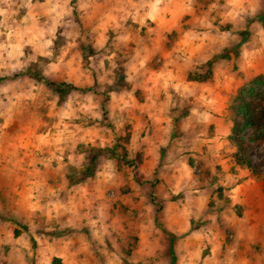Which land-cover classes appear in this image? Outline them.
<instances>
[{
    "label": "rangeland",
    "instance_id": "374dc122",
    "mask_svg": "<svg viewBox=\"0 0 264 264\" xmlns=\"http://www.w3.org/2000/svg\"><path fill=\"white\" fill-rule=\"evenodd\" d=\"M72 2L75 4L76 0ZM170 7L177 11L178 22L174 33L183 38L184 32L191 31L195 39L186 47L180 45L177 51L166 46L164 41L157 43L145 40L148 47L162 59L177 60L181 78L187 75V79L192 81L190 88L193 95L184 100L175 98L177 107L173 112L177 114V118L174 123L179 125L183 119L188 134L178 139L177 132L172 131L169 158L175 163L180 160L181 154L187 155L190 149L200 166L199 174L194 177L200 182L198 186H206L212 196L216 195L212 185L217 181L226 183L228 187L222 189V195L216 202V222L205 221V227L198 237L181 239L179 243L172 240L168 242V247L174 256L185 257V264H188L187 254L190 252L193 255L202 253L199 258L192 259V264H264V140L251 141L253 131L244 130L240 136L245 140L244 156L250 160V166L247 167L240 161L237 163L236 158L240 152L239 147L228 139L231 123L227 111L231 100L242 89L255 87L254 92H263L262 86L252 83L257 76L264 75V0H175ZM224 49L225 58L205 64V61H211L214 55ZM77 51L72 49L69 57ZM79 55L84 60L82 67L76 71L72 69L77 68L79 56L71 68L64 66L60 72L50 71L49 76H43L47 62L41 57V68L32 64L28 71L18 74L15 90L26 92L35 84L38 94L35 102L26 106L24 116L17 119L18 127L6 129L0 135V205L6 211L19 198L17 193L24 188L26 173L15 167L16 160L23 158V167H27L33 156L36 159L41 158V154L32 147L34 134L39 135L46 124L51 126V117L64 104L69 91L74 106L87 103L86 96L91 93L93 102L99 104L104 119L95 121V127L85 120L81 124L82 131L77 133L78 137H84V143H88L87 148L84 143H80L77 149V153L89 154L86 159L90 158V162L85 165L88 179L79 187H72L77 183L76 179L62 181L61 177L65 173L53 170L48 171L46 179L52 181L54 188H63V201L72 200L82 210L90 207L94 209L96 204L111 206L116 219L126 225L127 233L121 232L117 237L122 247L128 246L127 237L138 228L152 241L150 217L153 213L145 205L150 203L156 207V224L159 226L160 217L164 214V203L171 197V186L179 176L178 173L173 175L170 169L157 166V160L162 154H158L157 145L167 138L166 134L162 126L153 125L147 119L143 104L120 113L117 106L119 95L132 88V85L124 86L120 75L122 69H117L114 75L111 74L106 60L104 68H101L99 62L103 56L99 54L93 61H89L88 47L84 44L79 49ZM119 55L123 59L129 54L123 52ZM25 76L38 77L44 86L41 87L39 80L23 79ZM10 79L7 75L0 76V84ZM65 79L71 83H64ZM146 79L147 77H140L135 83L141 87H150V84L145 85ZM109 80H114L115 83L108 84ZM61 89L63 91H58ZM113 91L117 93L116 101L108 95ZM57 94L60 100L54 108L52 101ZM147 94L145 92L143 95ZM136 95L138 99L142 98L140 93ZM209 100L213 103L208 104ZM191 109H196L197 113L211 112L212 115L222 118L223 123L221 122L217 138L214 124H205L202 117L190 115ZM110 112L115 121H120L121 116L126 121L120 132H117L114 120L109 119ZM130 125L134 131L129 130ZM72 130L75 131L74 128ZM125 132L128 137L138 136L135 144H130L122 135ZM146 135L149 137L147 140ZM102 140L113 146L101 148ZM90 141H94L95 146ZM219 150L223 151L224 157L217 156ZM137 151L140 155L136 159H130L129 153ZM226 164L228 167H225ZM35 167L43 170L42 165L37 164ZM29 171L32 169L29 168ZM107 171L113 172L111 180L103 175L97 176L98 172ZM71 175L75 177L74 170ZM143 177L148 179H142ZM227 177L232 179L228 180ZM205 181H208L207 185H204ZM236 185H239V191L233 202L228 197L232 195L230 188ZM187 192L188 188H184V193ZM191 203L193 211L204 207L202 202L194 198ZM183 207V201L177 202L176 197H171L166 222L177 232L185 227L184 217L180 214ZM204 214L206 216L207 211ZM8 227L9 225L0 222V235ZM165 240L166 238H162L160 242L165 243ZM151 246L154 247L155 244L152 243ZM89 260L91 264H106L103 258L90 256ZM155 264L168 262L159 258Z\"/></svg>",
    "mask_w": 264,
    "mask_h": 264
},
{
    "label": "clouds",
    "instance_id": "9594fccd",
    "mask_svg": "<svg viewBox=\"0 0 264 264\" xmlns=\"http://www.w3.org/2000/svg\"><path fill=\"white\" fill-rule=\"evenodd\" d=\"M174 2L76 0L73 4L72 0H0V69L6 70L0 71V76L11 77L0 84V135L6 129L18 127L17 119L24 116L26 106L37 98L35 84L26 92L15 90L18 74L28 71L32 64L41 68V57L47 62L43 76H49L50 71L60 72L64 66L71 68L79 56L77 68L72 69L76 71L83 65L84 57L79 55V49L84 44L88 47L89 61H93L98 54L102 55L100 67L104 68L105 60L108 61V71L114 75L117 69H122L120 75L124 86L132 85L131 90L119 95L117 106L120 113L143 104L147 119L153 125L163 127L167 138L157 145L158 154L162 153L157 166L170 169L173 175L179 174L170 191L171 197H176L177 202H184L180 214L185 221L184 229L178 232L166 222L171 197L164 203V214L160 217L159 226L156 224V207L146 204L148 211L153 213L150 217L152 241L138 228L127 237L128 246L122 247L117 237L121 232L127 233L126 225L116 219L111 206L96 204L94 209L90 207L82 210L78 203L61 199L63 188L52 186V181L46 179L48 171H63L62 181L76 179L77 183L72 187H79L86 181L85 165L90 162V158L86 159L88 152L77 153L80 143H84V137H78L77 133L82 131L81 124L85 120L95 127V121L104 119L99 104L93 102V94L86 96L87 103L74 106L69 91L64 104L51 117V126L46 124L39 135L33 136L32 147L41 154V158L33 156L27 167H23V158L16 160L15 167L26 175L24 188L17 193L19 198L6 211L0 205V222L9 225L6 232L0 235V264H91L90 256L103 258L106 264H155L159 258L166 259L168 264H185V257L174 256L168 242L176 240L179 243L181 239L198 237L205 227V221L214 223L218 219L214 211L216 202L222 195V189L228 185L219 181L214 183L212 188L216 192L215 196L209 193L206 186H198L200 182L194 177L199 174L200 166L190 149L187 155L181 154L180 160L175 163L169 158L172 131L177 132L178 139L188 134L183 119L179 125L174 123L177 118L173 112L177 107L175 98L184 100L193 95L190 88L192 81L187 79V75L181 78L177 60L162 59L145 43L146 39L157 43L164 41L166 46L177 51L180 45L186 47L195 39L191 31L184 32L183 38L174 33L178 22L177 11L170 7ZM208 26L211 27L210 24ZM72 49L78 51L69 57ZM123 52L129 55L121 59L119 54ZM209 63L205 61V64ZM140 77H147L144 83L150 84V87L138 86L135 81ZM23 79L39 80L34 76H25ZM64 83L71 81L65 79ZM113 83L114 80L108 81V84ZM39 84L44 86L42 80H39ZM145 92L148 94L143 95ZM137 93L141 94V99L137 98ZM108 95L113 101L117 100L116 92H109ZM59 100L57 94L52 101L54 108ZM212 103L208 101V104ZM190 115L202 117L205 124L212 118L211 112L197 113L196 109H191ZM109 119L114 120L111 112ZM114 123L117 132H120L126 121L121 116L120 121L114 120ZM129 130L134 131L131 125ZM122 135L130 144H135L138 139L137 135L128 137L127 132ZM147 139L149 137L146 135ZM90 142L95 146L94 141ZM84 146L87 148L88 143H84ZM112 146L103 140L100 143L101 148ZM139 155L138 151L130 152L129 158L136 159ZM37 164L42 165L43 170L36 168ZM73 170L75 177L71 175ZM100 175L108 180L113 178L112 171L98 172L97 176ZM155 176L154 169L153 178ZM207 184L208 181H205L204 185ZM184 188H188L187 193H184ZM230 191L232 195L228 199L235 202L239 185L231 187ZM193 198L202 202L204 207L193 211ZM205 211L208 213L206 216ZM162 238H166L165 243L160 242ZM187 255L188 264H192V259L199 258L202 253L193 255L190 252Z\"/></svg>",
    "mask_w": 264,
    "mask_h": 264
},
{
    "label": "trees",
    "instance_id": "16d2710c",
    "mask_svg": "<svg viewBox=\"0 0 264 264\" xmlns=\"http://www.w3.org/2000/svg\"><path fill=\"white\" fill-rule=\"evenodd\" d=\"M225 51L224 49L214 55L210 62L225 58ZM252 84L262 86L263 92H254L255 87L244 88L231 100L227 108L231 123L228 139L239 147L237 163L240 161L247 167L250 166V160L244 156L245 140L240 134L246 129H251L253 131L251 141L264 140V75L257 76Z\"/></svg>",
    "mask_w": 264,
    "mask_h": 264
},
{
    "label": "crops",
    "instance_id": "0c3cea01",
    "mask_svg": "<svg viewBox=\"0 0 264 264\" xmlns=\"http://www.w3.org/2000/svg\"><path fill=\"white\" fill-rule=\"evenodd\" d=\"M167 55V54H166ZM212 115V114H211ZM223 120H222V118L221 117H217L216 115H212V118H211V123H213L214 124V127H215V130H216V132H215V137L217 138V136H218V130L220 129V125H221V122H222ZM223 123V122H222ZM220 151V153L219 154H217V156L218 157H220V158H222V157H224L225 156V154H223L222 152L223 151H221V150H219ZM212 156H214V154H212ZM227 161L228 160H230V158L229 159H226ZM230 165L232 166L233 165V163H232V160L230 161ZM230 165H229V167H230ZM225 167H228V165L226 164L225 165Z\"/></svg>",
    "mask_w": 264,
    "mask_h": 264
}]
</instances>
